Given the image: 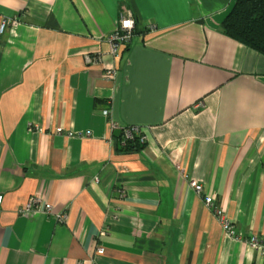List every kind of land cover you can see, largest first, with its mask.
<instances>
[{"label":"crops","instance_id":"1","mask_svg":"<svg viewBox=\"0 0 264 264\" xmlns=\"http://www.w3.org/2000/svg\"><path fill=\"white\" fill-rule=\"evenodd\" d=\"M236 1L0 0L17 20L0 38V264H264V55L222 32ZM111 120L144 149L117 151ZM33 196L68 220L22 214Z\"/></svg>","mask_w":264,"mask_h":264},{"label":"built area","instance_id":"2","mask_svg":"<svg viewBox=\"0 0 264 264\" xmlns=\"http://www.w3.org/2000/svg\"><path fill=\"white\" fill-rule=\"evenodd\" d=\"M11 24L14 26L17 25V20L14 21H11L9 19L2 20L0 24V38L6 33L7 29L9 28V26H11ZM136 27H137L136 18L133 12L131 10H128L125 15L121 16L119 25L112 33V35L108 37L111 56L113 57L120 56V52L122 48L132 42V38L134 36ZM88 60L90 62L93 59L89 58ZM106 77L111 80H114L117 77V72L114 67L107 70ZM202 105L203 104H200V106ZM103 114L109 117L110 111L105 110ZM118 130L121 131V137H122L121 143L123 145H126L128 144V142L135 140V138H138L140 144H145L147 141L146 133L143 128H140L138 126H121L118 123H115L113 120H111L110 132L113 137L115 132ZM56 131L60 133L62 131V128H58ZM87 134H90V132H87ZM191 186L194 189V191L197 193V195L200 196L203 194L204 191L203 184L199 183L198 181L191 180ZM2 200L3 198L0 197V205L2 203ZM205 204L208 208L213 210V213L217 218L219 224L221 225V228L223 232L226 234V236L238 239L233 222L230 220V218L223 210H221L219 207L215 205L214 197L209 195L205 196ZM20 212L22 214L32 213V212H43L46 214H51L58 222L61 223H64L68 220V214L66 212L55 213L53 211L52 205L45 202L42 198L38 196L31 197L27 205L24 208H22ZM250 246L253 249L259 251H261L264 248L263 245L256 238H252L250 240ZM97 252L99 254H103L104 249L102 247H99L97 249Z\"/></svg>","mask_w":264,"mask_h":264},{"label":"trees","instance_id":"3","mask_svg":"<svg viewBox=\"0 0 264 264\" xmlns=\"http://www.w3.org/2000/svg\"><path fill=\"white\" fill-rule=\"evenodd\" d=\"M221 30L227 37L264 55V0H237L223 22ZM117 151L141 152L145 144L138 138L123 145L122 137H113Z\"/></svg>","mask_w":264,"mask_h":264},{"label":"water","instance_id":"4","mask_svg":"<svg viewBox=\"0 0 264 264\" xmlns=\"http://www.w3.org/2000/svg\"><path fill=\"white\" fill-rule=\"evenodd\" d=\"M120 136H121V131L120 130L116 131L115 132V137H120Z\"/></svg>","mask_w":264,"mask_h":264},{"label":"rangeland","instance_id":"5","mask_svg":"<svg viewBox=\"0 0 264 264\" xmlns=\"http://www.w3.org/2000/svg\"><path fill=\"white\" fill-rule=\"evenodd\" d=\"M229 238H231V237H229Z\"/></svg>","mask_w":264,"mask_h":264}]
</instances>
